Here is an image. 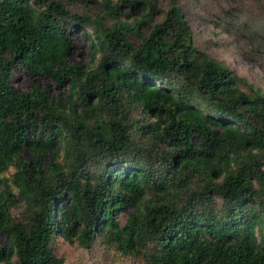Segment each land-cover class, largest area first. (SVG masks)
<instances>
[{
  "label": "trees",
  "instance_id": "1",
  "mask_svg": "<svg viewBox=\"0 0 264 264\" xmlns=\"http://www.w3.org/2000/svg\"><path fill=\"white\" fill-rule=\"evenodd\" d=\"M100 5L0 0V264H62L57 237L142 264H264V92L193 46L175 3L158 22L153 0ZM15 65L62 92L12 87Z\"/></svg>",
  "mask_w": 264,
  "mask_h": 264
},
{
  "label": "rangeland",
  "instance_id": "2",
  "mask_svg": "<svg viewBox=\"0 0 264 264\" xmlns=\"http://www.w3.org/2000/svg\"><path fill=\"white\" fill-rule=\"evenodd\" d=\"M64 4L69 12L94 17L102 12V0H56ZM116 0H111L114 3ZM157 10L151 20L158 22L169 4L175 3L181 8L192 38V44L212 60L227 68L233 75L244 78L248 83L264 92V0H153ZM126 9L123 8V11ZM226 11V13H225ZM123 19V17H120ZM145 28V24H144ZM71 49L69 61L83 68L91 64L89 42L79 29L69 32ZM133 42L135 40L133 39ZM31 84L47 87L49 94L55 96L62 89L55 86L45 76H30L15 65L11 85L22 91ZM22 156L30 158L23 150ZM4 173L6 182L11 176ZM3 184L0 185V189ZM130 212V209H126ZM4 243V237H0ZM54 253L62 258V264H78L76 258L83 257L84 264H142L138 258L119 256L113 251L103 249L94 243L91 250L79 248L75 243L55 239ZM14 257H8L4 263L14 264Z\"/></svg>",
  "mask_w": 264,
  "mask_h": 264
}]
</instances>
